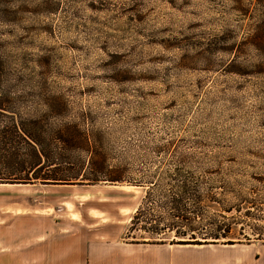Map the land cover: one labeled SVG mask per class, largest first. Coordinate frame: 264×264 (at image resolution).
Wrapping results in <instances>:
<instances>
[{
  "label": "rangeland",
  "instance_id": "1",
  "mask_svg": "<svg viewBox=\"0 0 264 264\" xmlns=\"http://www.w3.org/2000/svg\"><path fill=\"white\" fill-rule=\"evenodd\" d=\"M0 103V219L53 214L122 264L264 243V0H0Z\"/></svg>",
  "mask_w": 264,
  "mask_h": 264
},
{
  "label": "crops",
  "instance_id": "2",
  "mask_svg": "<svg viewBox=\"0 0 264 264\" xmlns=\"http://www.w3.org/2000/svg\"><path fill=\"white\" fill-rule=\"evenodd\" d=\"M56 230L67 235L56 237ZM74 232L56 229L53 214L43 215L37 210L16 211L2 217L0 264H122L127 260V249L104 252L88 248L83 232ZM178 246L160 252L164 257L160 256L157 264H264V243ZM131 262L134 264L133 258ZM145 264H152L150 253Z\"/></svg>",
  "mask_w": 264,
  "mask_h": 264
},
{
  "label": "trees",
  "instance_id": "3",
  "mask_svg": "<svg viewBox=\"0 0 264 264\" xmlns=\"http://www.w3.org/2000/svg\"><path fill=\"white\" fill-rule=\"evenodd\" d=\"M4 107L3 105L0 103V113H2L4 111ZM15 127H17V125H15ZM24 128V127H23ZM19 130L21 131L22 133V137L24 139V141L33 149V151L35 152V156L37 157L35 163H34V166L37 168V169H42L44 168L46 165H53V168H54V171H55V168L56 167H59L60 166V163H57V162H50L48 164H45L42 162V158L44 156V153H43V149L40 147L39 148V141L38 139L36 138L35 134L33 133H30L28 131H26V129H20L19 127ZM1 144V143H0ZM1 146H0V151H1ZM91 163V167L94 168L96 170V172H104V168H105V165L104 163H94V162H90ZM95 172V173H96ZM77 175H75L74 177L75 178H58V177H55V176H52L50 177L51 175L47 174L46 173V176H42L40 177L42 180H52V181H61L63 183H72V181H74L75 179H77L79 177V173L77 172L76 173ZM79 174V175H78ZM106 174H103L102 177H105ZM35 178H38L37 176ZM81 180H86V181H92V182H95L97 179L99 178H96V175L95 177H91V178H84V177H81L80 178ZM106 180H109V181H119L120 178L119 177H114V176H108L105 178ZM184 225L188 226V223H184ZM216 230V229H215ZM228 230V229H227ZM180 235H182L179 240L175 241V243L177 244H205V243H216L217 241L216 240H220L221 238H226L228 237V233L226 231V229H223V231H214L212 233H200L201 235L200 236H197L195 234H190L189 237L186 236V233H179ZM235 241H232V239H228L225 243L227 244H232L234 243Z\"/></svg>",
  "mask_w": 264,
  "mask_h": 264
}]
</instances>
